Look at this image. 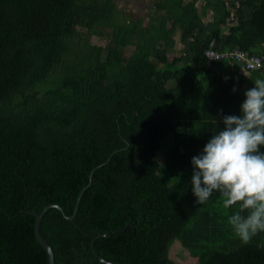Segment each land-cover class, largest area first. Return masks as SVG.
I'll use <instances>...</instances> for the list:
<instances>
[{"label":"trees","instance_id":"obj_1","mask_svg":"<svg viewBox=\"0 0 264 264\" xmlns=\"http://www.w3.org/2000/svg\"><path fill=\"white\" fill-rule=\"evenodd\" d=\"M154 7L144 22L121 19L115 0H0V264H48L25 211L50 204L63 209L40 223L54 264H107L98 233L113 264H180L176 242L193 264H264V232L243 244L228 224L236 209L218 193L195 204L190 182L191 158L264 79L228 58L207 66L204 51L214 40L264 54V0ZM78 26L111 28L108 47Z\"/></svg>","mask_w":264,"mask_h":264},{"label":"clouds","instance_id":"obj_2","mask_svg":"<svg viewBox=\"0 0 264 264\" xmlns=\"http://www.w3.org/2000/svg\"><path fill=\"white\" fill-rule=\"evenodd\" d=\"M244 95L240 114L224 116L222 130L191 158L190 182L195 204L218 193L224 209H236L228 224L248 244L264 232V79Z\"/></svg>","mask_w":264,"mask_h":264},{"label":"rangeland","instance_id":"obj_3","mask_svg":"<svg viewBox=\"0 0 264 264\" xmlns=\"http://www.w3.org/2000/svg\"><path fill=\"white\" fill-rule=\"evenodd\" d=\"M155 0H115L116 6L119 11V15L121 19L131 20L136 18H142L144 22H146L151 14H158L157 9L154 7ZM185 2L188 0H184ZM209 17V14L206 18ZM78 30H80L83 39H87L90 44L101 46L106 49L110 43V34L112 29L109 27L101 29L100 33L89 32L85 27L78 26ZM174 49L169 53V58L172 59L176 55L181 53L183 50V45L180 42V35L177 32L175 34V42L173 44ZM133 44H129L124 48V60H127L131 51L133 50ZM55 75H53L44 85L41 87L51 86L54 83ZM161 153H158V157H160ZM170 256L180 264H193L196 262V258L190 256L188 251L183 248L180 243L176 242L170 248Z\"/></svg>","mask_w":264,"mask_h":264},{"label":"built area","instance_id":"obj_4","mask_svg":"<svg viewBox=\"0 0 264 264\" xmlns=\"http://www.w3.org/2000/svg\"><path fill=\"white\" fill-rule=\"evenodd\" d=\"M214 40L210 41L204 54L206 57V64L210 66L211 62L219 58H228L238 62L241 68L250 71L258 70L264 78V54H251L239 48H231L229 50L219 51L214 48Z\"/></svg>","mask_w":264,"mask_h":264},{"label":"water","instance_id":"obj_5","mask_svg":"<svg viewBox=\"0 0 264 264\" xmlns=\"http://www.w3.org/2000/svg\"><path fill=\"white\" fill-rule=\"evenodd\" d=\"M91 177H92V174L89 175V180H91ZM86 187H87V185L84 186V187L81 189V191H80V193H79V195H78V197H77V201H76V203H75V206H74V209H73V213H72L70 216L65 215L67 218L72 219V218L75 216V214H76V212H77V208H78V204H79V200H80L81 194H82L83 190H84ZM50 207H57V208H59L61 211H63L62 207L59 206L58 204H50V205H47V206H45L40 212H36V211H25V210H22V211H25V212H27V213H29V214L35 216V224H34V233H35V236H36L38 242L44 247V249L46 250V252H47V254H48V264H54V254H53V251H52V249H51V246H50L49 243L44 239V237L42 236V234H41V232H40V223H41L42 216L44 215L45 211H46L48 208H50ZM106 234H107V233H98L97 236H96L95 238H97V237H99V236L106 235ZM95 238L92 240L91 245H92V248H93L95 254L97 255L98 259H99L100 261H103V262L107 263V264H113L112 262H110V261H108V260L102 258L101 256H99V254L95 251V249H94V245H93Z\"/></svg>","mask_w":264,"mask_h":264},{"label":"crops","instance_id":"obj_6","mask_svg":"<svg viewBox=\"0 0 264 264\" xmlns=\"http://www.w3.org/2000/svg\"><path fill=\"white\" fill-rule=\"evenodd\" d=\"M238 72H239V73H244V74H246V72H245L244 69H242V68H239Z\"/></svg>","mask_w":264,"mask_h":264}]
</instances>
